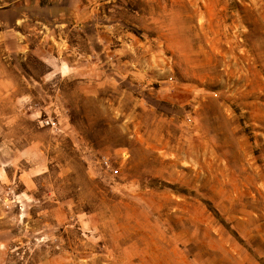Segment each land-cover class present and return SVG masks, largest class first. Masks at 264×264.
I'll use <instances>...</instances> for the list:
<instances>
[{"label": "rangeland", "instance_id": "374dc122", "mask_svg": "<svg viewBox=\"0 0 264 264\" xmlns=\"http://www.w3.org/2000/svg\"><path fill=\"white\" fill-rule=\"evenodd\" d=\"M0 264H264V0H0Z\"/></svg>", "mask_w": 264, "mask_h": 264}]
</instances>
